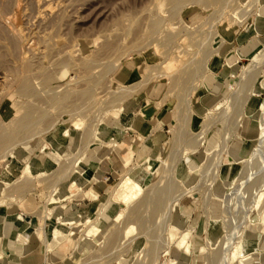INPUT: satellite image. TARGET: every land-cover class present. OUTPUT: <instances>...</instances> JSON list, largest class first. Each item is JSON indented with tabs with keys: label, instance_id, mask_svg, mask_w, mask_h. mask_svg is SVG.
<instances>
[{
	"label": "rangeland",
	"instance_id": "374dc122",
	"mask_svg": "<svg viewBox=\"0 0 264 264\" xmlns=\"http://www.w3.org/2000/svg\"><path fill=\"white\" fill-rule=\"evenodd\" d=\"M43 2L47 4L42 5L37 0L36 2L35 0H0V3L4 5L0 6V13H2L0 14V28L3 26L8 28V31L5 29L3 35H0V53H2V56L0 55V130L18 129L19 124H15V121L18 123L28 113H32L30 115L33 121L29 134H20L16 140L18 143L5 146V149L0 147L3 149L0 150V174L5 171L6 164H15L14 166L18 168L16 175L5 176L10 184L5 185V189L10 194H5L0 190L2 193L0 194V209L14 214L8 218V220H14V227L19 221L18 216L29 217L32 219L30 231L32 233L36 231L41 240L37 239L35 234L32 236L41 245L46 239L53 242L54 230L59 229L60 234L56 240L57 238L58 240L63 238V240L57 243L52 252H48V256L52 257L49 259L50 263L52 260V264H75V262L138 264V262H143V259H145L144 264H148L149 256L151 259L159 256V251L164 246L169 245V249L174 251L172 244L174 237L182 231L187 234L188 239L207 247V253H192L188 264H205V255H208L209 251L218 250V241H220L213 244L214 248L206 242L205 221L207 216L211 215L208 208L212 204L210 196L206 209L207 194L213 189H223L224 193L221 198L223 203L219 201L218 204L213 205L218 209L214 217L219 220L212 228L213 235H219L221 239L224 237L229 243L230 240L235 241L241 236L245 238V244L242 242L243 249L264 246V223L247 221L253 206L254 195L261 185V181L258 180H261L263 176L261 156L253 153L259 148L264 150V115L260 110L261 104H264V59L253 62L248 53L251 45L257 44L260 47L264 45V0H200L191 4L187 1H184L186 4L181 1L178 4L174 3V0H43ZM158 2H161L160 5ZM176 4L179 5L180 10ZM172 5L175 8H172ZM2 9L3 12H1ZM258 10H261L260 17H257ZM233 12L239 13L240 16H234V18L232 16L233 20H231L228 15ZM153 21L158 23L154 29L149 26ZM254 24H260L259 31H254ZM45 35L48 38L51 37L52 40L45 38ZM5 38L9 40L6 41ZM7 42H16L15 45L13 44L15 48L12 43L9 46ZM111 44L114 45V50ZM59 47L63 52L58 51ZM109 47L112 48V52ZM11 49L17 51L14 52ZM45 49L46 52H44ZM47 51L50 53H48L49 56L46 54ZM94 53L96 59L93 56ZM33 54L36 55L32 56ZM25 57L29 63H32V67L30 66L32 70L23 66L25 63L28 64ZM38 59L40 61H37ZM63 59L66 63L69 59L70 61L65 65ZM6 60L7 63H5ZM83 62L89 64L87 69L84 68ZM14 65L19 69L17 70ZM60 66L63 67L60 68ZM243 67H247V71L260 68L258 82L255 85L259 89V94L250 95L244 105L240 106L238 114L236 116L232 114L235 117L230 115L227 120L225 119L226 121L219 119L218 116L225 109L228 113L233 112L230 107V96L238 91L237 84ZM12 68L16 69V73L20 76L16 73L14 75L15 71ZM54 68L58 74L54 73ZM232 68L234 73L227 74ZM29 71L32 72V76ZM21 75L32 77L30 78L32 82L31 80L30 82L33 90L28 94L23 93L17 85L23 77ZM17 79L19 81L14 82ZM39 81L43 83L40 84ZM43 90L48 93L44 94ZM85 90L88 91L86 96ZM126 90L127 93L123 97V92ZM53 93L59 102L50 103L48 97L54 95ZM219 101V108L210 113L207 108H213ZM119 105L125 106L120 114L114 111ZM243 107H250L252 111L245 115L242 111ZM187 108L192 113H188ZM112 114L121 118L124 128L111 127L114 125ZM180 115L185 116L184 122L178 118ZM134 120L140 123L139 128L131 126ZM95 127L100 131L96 133L97 136L89 133L88 136L85 133L87 128L93 130ZM66 129L70 130V134L68 137H63L62 132ZM108 134L115 137V142L106 146L100 140L105 139ZM193 136L198 143L195 142L197 147L189 152L194 146L191 147L186 139ZM57 138L61 139L63 147L61 154L64 157L59 165L50 163L47 167L45 166L44 176L37 178L35 176V179L33 176V179L32 177L27 179L22 170L23 164L26 161L44 162L46 157L43 151L58 155L51 145V142ZM82 144L84 147L88 145L82 148ZM45 146L46 148L43 149ZM8 147L12 148L8 149ZM5 150L7 151L3 152ZM186 151L189 153L185 155ZM231 151H237V154L232 156ZM79 152L85 154L81 164L88 168L90 178L84 181L81 190L70 192V182L74 179H81L78 173H69L71 160ZM94 154L99 156V162L97 166L92 167L91 156ZM148 154L152 155L150 160L152 168L144 179L145 191L169 176L174 178L176 184H181L180 178L189 177L185 166L192 161L200 167L193 173L194 177L190 179V182L178 187L173 201L172 199L165 201L162 206L163 212L152 207V201L148 202L150 205L137 202L144 197V192L133 201L132 204H138L139 217H133L131 213L130 216V210H125L119 220L115 221L117 222L115 228H122L126 223L134 226L128 240H122L120 238L122 235L109 232V228L106 230V227L113 223L111 219L113 213L121 211L122 206L118 204L112 213H105L110 218L103 224L101 232L97 235L100 243L95 244L94 249L84 256L73 255V246L77 237L80 236L85 224L96 218L94 217L97 216L96 208L100 201L105 199L119 175L137 162H141ZM124 161L128 162L127 165ZM246 165L249 167L248 170ZM152 171L155 173L152 174ZM221 176H227V183L232 180L231 186H224ZM255 181L257 185L254 184ZM23 182H27L24 189L16 190V185ZM251 182L254 183L250 184ZM55 184L61 195L68 197L57 203L47 204L50 209L45 214L43 207L46 206L49 193ZM0 186L3 187V184L0 183ZM179 190L184 191V194L179 196ZM175 198H177L176 201H174ZM167 204L171 207L170 210ZM165 215H167L166 218ZM147 216L151 218L148 219ZM43 217H48L45 232L41 228ZM57 217L61 219L57 220ZM73 217L76 223L70 224L67 220ZM143 218L147 219L143 220L144 223L141 220ZM97 221L100 222L101 219ZM156 221L158 223L161 221L160 225ZM167 223L169 224L167 229L163 228ZM146 228L149 230L146 231ZM69 230L74 233L68 235ZM141 230L147 232L146 235L140 234ZM9 231L6 229V234ZM22 231L23 229L17 230L13 240ZM165 234H169L170 241L165 238ZM23 235L28 236V233L25 231ZM152 237L153 240H159L149 241L148 239ZM159 242L163 246L161 249L157 248V246L160 247ZM152 246L154 249L157 248L153 253L151 252L154 250ZM146 258H148L147 261ZM166 258L168 256L159 257L157 261L162 262ZM251 258L247 263H263L257 255Z\"/></svg>",
	"mask_w": 264,
	"mask_h": 264
},
{
	"label": "bare ground",
	"instance_id": "6f19581e",
	"mask_svg": "<svg viewBox=\"0 0 264 264\" xmlns=\"http://www.w3.org/2000/svg\"><path fill=\"white\" fill-rule=\"evenodd\" d=\"M46 1V0H45ZM61 1H63V0H61ZM184 2V1H187L189 4H191V3H197V2H199L200 0H174V3L176 2V3H178V2ZM35 2H36V0H35ZM37 2L38 3H42V5H44L45 3L47 4V2H43V0H37ZM57 2V1H56ZM3 3V2H2ZM159 3V2H158ZM161 3V2H160ZM160 3H159V5H160ZM4 4H5V2H4ZM7 4V3H6ZM178 4H180V3H178ZM183 4H186L185 2L183 3ZM1 5H3V4H1L0 3V6ZM51 5V4H50ZM55 5V4H54ZM63 5V4H62ZM174 5V4H173ZM173 5H172V8H175V7H173ZM4 6V5H3ZM2 6V7H3ZM41 6V5H40ZM40 6H39V9H40ZM49 6V5H48ZM58 6H59V3H58ZM176 6H177V8H178V6L179 5H177L176 4ZM181 6H183V5H181ZM263 6V5H262ZM46 7H47V5H46ZM56 7V6H55ZM66 7V6H65ZM225 7V6H224ZM4 8V7H3ZM41 8H43V6H41ZM48 8V7H47ZM49 8H50V6H49ZM54 8V7H53ZM53 8H51V9H53ZM1 9V8H0ZM5 9V8H4ZM55 9V8H54ZM60 9H61V7H60ZM179 10L181 9L180 7L178 8ZM177 9V10H178ZM57 10V9H56ZM67 10V9H66ZM175 10V9H174ZM5 11V10H4ZM38 11V10H37ZM40 11H41V9H40ZM50 11V10H49ZM62 11H63V8H62ZM1 12H3V9L1 10ZM9 12V11H8ZM5 13H6V11H5ZM42 13V12H41ZM43 13H45V12H43ZM51 13V12H50ZM55 13V12H54ZM57 13V12H56ZM55 13V14H56ZM60 13V12H59ZM234 14H236L235 12H233ZM233 13H229V15L228 16H230V18H231V20H233V18H234V16H236V17H238V15H239V13L238 14H236V15H234ZM259 13H261V10H258V13H257V17H260L261 15L259 14ZM0 14H2V13H0ZM38 14V13H37ZM62 14V13H61ZM168 14H169V12H168ZM42 15V14H41ZM177 15V14H176ZM3 16H4V13H3ZM39 16H40V14H39ZM53 16V15H52ZM63 16H65V15H63ZM153 16V15H152ZM162 16V15H161ZM164 16V15H163ZM232 16H233V18H232ZM240 16V15H239ZM58 17H60L59 16V14H58ZM177 17V16H176ZM5 18H7V16L5 17ZM45 18V17H44ZM47 18V17H46ZM49 18H50V16H49ZM59 19V18H58ZM62 19V18H61ZM235 19H237V18H235ZM46 20H48V18L46 19ZM54 21H56V20H54ZM49 22V21H48ZM47 22V23H48ZM58 22V21H57ZM2 23V22H1ZM4 23H5V21H4ZM55 23V22H54ZM39 25H40V23H38ZM50 24V23H49ZM157 24L158 23H156V21H153V22H151L150 23V25L149 26H151V28L152 29H154L156 26H157ZM5 25H6V23H5ZM54 25V24H53ZM57 25V24H56ZM180 25V24H179ZM1 26H3V25H1ZM41 26V25H40ZM5 26H3V28H4ZM7 27V26H6ZM9 27V26H8ZM19 27V26H18ZM18 27H17V29H18ZM52 27V26H51ZM0 28V35H3V31L6 29V28ZM49 28H50V26H49ZM53 28H54V26H53ZM8 29V28H7ZM6 29V30H7ZM16 29V28H15ZM42 29V28H41ZM188 29V28H187ZM5 30V31H6ZM19 30H21V29H19ZM47 30V29H46ZM125 30H126V28H125ZM201 30V29H200ZM8 31V30H7ZM11 31V30H10ZM22 31V30H21ZM37 31V30H36ZM45 31V30H44ZM160 31V30H159ZM162 31V30H161ZM255 31V30H254ZM24 32V31H23ZM38 32V31H37ZM167 32V31H166ZM17 33H19V31L17 32ZM21 33V32H20ZM33 33V32H32ZM35 33V32H34ZM156 33V32H155ZM154 33V34H155ZM40 34V33H39ZM159 34V33H158ZM21 35V34H20ZM24 35V34H23ZM35 35H37V33L35 34ZM41 35V34H40ZM39 35V36H40ZM48 35V34H47ZM47 35H45V38H48V37H46ZM17 36V35H16ZM19 36V35H18ZM22 36V35H21ZM49 36V35H48ZM158 36V35H157ZM4 37V36H3ZM6 37V36H5ZM29 37V36H28ZM2 38V37H1ZM13 38V37H12ZM20 38H23V37H20ZM38 38V37H37ZM43 38V37H42ZM51 38V37H50ZM50 38H48L49 40H50ZM173 39V38H172ZM178 39V38H177ZM204 39V38H203ZM203 39H202V41H203ZM4 40V39H3ZM5 40H6V38H5ZM9 40V39H8ZM8 40H6V41H8ZM36 40V39H35ZM44 40V39H43ZM42 40V41H43ZM51 40H52V38H51ZM11 41V40H10ZM38 41H41V39L39 40L38 39ZM164 41V40H163ZM36 42V41H35ZM45 42H46V44L48 45V47H50L49 46V44L47 43V41H46V39H45ZM136 42V41H135ZM137 42H138V40H137ZM2 43V42H1ZM8 43V42H7ZM6 43V44H7ZM10 43H12V45L14 44V43H16V42H10ZM10 43H8L9 44V46L11 45ZM18 43H20V42H18ZM42 43H44V42H42ZM41 43V44H42ZM52 43V42H51ZM143 43V42H142ZM4 44V43H3ZM5 44V45H6ZM7 44V45H8ZM53 44V43H52ZM15 45V44H14ZM13 45V47L15 48V46ZM137 45V44H136ZM44 46H45V43H44ZM65 46V45H64ZM105 46V45H104ZM111 46L113 47L114 45H112L111 44ZM110 46V47H111ZM171 46H173V45H171ZM1 47H4V46H1ZM17 47V46H16ZM30 47V46H29ZM34 47V46H33ZM48 47H46L47 48V50H48ZM109 47V48H110ZM178 47V46H177ZM259 47V48H258ZM12 48V47H11ZM18 48V47H17ZM25 48V47H24ZM45 48V47H44ZM62 48H64L63 46H62ZM61 48V49H62ZM164 48V47H163ZM7 49V48H6ZM21 49V48H20ZM35 49V48H34ZM53 49V48H52ZM51 49V50H52ZM61 49H60V47H59V49H58V51L60 50V52H63V51H61ZM105 49V48H104ZM111 49V52H112V48H110ZM109 49V50H110ZM138 49V48H137ZM4 50V49H3ZM11 50H13V49H11ZM24 50V49H23ZM22 50V51H23ZM27 50V49H26ZM30 50V49H29ZM32 50V49H31ZM36 50V49H35ZM34 50V51H35ZM41 50H42V48H41ZM113 50H114V47H113ZM126 50H127V47H126ZM6 51V50H5ZM14 52H16L15 50H13ZM25 51V50H24ZM33 51V50H32ZM39 52H40V50H38ZM44 51V50H43ZM73 51V50H72ZM75 51V50H74ZM73 51V52H74ZM107 51V50H106ZM38 52V53H39ZM44 52H46V49H45V51ZM54 52H55V50H54ZM65 52V51H64ZM71 52V51H70ZM7 54H8V51L6 52ZM10 53V52H9ZM36 53H37V51H36ZM49 52L47 51V53L46 54H48ZM57 54H58V52H56ZM76 53H77V51H76ZM96 53V52H95ZM95 53H94V58H95ZM2 53H0V55H1ZM50 54V53H49ZM49 54L47 55V56H49ZM64 54H66V53H64ZM26 55V54H25ZM34 55H36V54H33L32 56H34ZM45 55V54H44ZM67 55V54H66ZM109 55V54H108ZM248 55L250 56V58L253 60V62H255V61H261L262 59H264V45H262L261 47L260 46H258L257 44H253V45H251V50H250V52L248 53ZM2 56V55H1ZM0 56V57H1ZM30 56V55H29ZM38 56H39V54H38ZM42 56V55H41ZM46 56V57H47ZM87 56V55H86ZM103 56V55H102ZM110 56V55H109ZM40 57V56H39ZM38 57V58H39ZM59 58H60V56H58ZM62 57V56H61ZM67 57V56H66ZM83 57V56H82ZM81 57V58H82ZM90 57V56H89ZM99 56L97 55V58H98ZM108 57V56H107ZM14 58V57H13ZM17 58V57H16ZM32 58V57H31ZM43 57H41V59H42ZM45 58V57H44ZM51 58V57H50ZM94 58H92V60L94 59ZM101 58H103V57H101ZM2 59V58H1ZM20 59V58H19ZM27 59V57H25V60ZM29 59V58H28ZM36 59H37V56H36ZM36 59H33V60H36ZM91 59V58H90ZM96 59V58H95ZM105 59V58H104ZM108 59V58H107ZM5 60V59H4ZM8 60V59H7ZM7 60L5 61V63H7ZM32 60V59H31ZM32 60V61H33ZM53 60H55V59H53ZM64 60V62L66 61L65 59H63ZM91 60V61H92ZM99 60V59H98ZM27 61V65H26V63L23 65L24 67H26V69L27 68H31L32 66V63H29L28 62V60H26ZM31 61V62H32ZM37 61H40V59H38ZM50 61V60H49ZM59 61V60H58ZM69 61H70V59H69ZM68 61V62H69ZM90 61V60H89ZM89 61H87V62H89ZM51 62H52V60H51ZM50 62V63H51ZM61 62V61H60ZM63 62V63H64ZM67 62V63H68ZM87 62H83V65H84V68L85 69H87L88 68V63ZM97 62H99V61H97ZM2 63V62H1ZM4 63V64H5ZM24 63V62H23ZM39 63V62H38ZM54 63H56V61L54 62ZM53 63V64H54ZM59 63V62H58ZM66 63V62H65ZM67 63L65 64V65H67ZM91 63V62H90ZM100 63H101V61H100ZM110 63V62H109ZM112 63V62H111ZM3 64V63H2ZM52 64V63H51ZM26 65V66H25ZM40 65V64H39ZM56 65H57V63H56ZM61 65V64H60ZM113 67L115 66V64H111ZM6 66V65H5ZM23 66H22V69L24 70V68H23ZM31 66V67H30ZM35 66H36V64H35ZM53 66V65H52ZM59 66V65H58ZM57 66V67H58ZM90 66H91V64H90ZM3 67V66H2ZM1 67V68H2ZM7 67V66H6ZM14 67H15V65H14ZM33 67H34V65H33ZM37 67V66H36ZM43 67V66H42ZM63 67V66H62ZM61 66H60V68H62ZM93 67V66H92ZM113 67H111V68H113ZM5 68V67H4ZM8 68V67H7ZM11 68V67H10ZM16 68V67H15ZM35 68V67H34ZM33 68V69H34ZM45 68V67H44ZM50 68V67H49ZM56 68V67H55ZM54 68V69H55ZM70 68H73V67H70ZM90 68V67H89ZM9 69V68H8ZM17 70L19 69L18 68V66H17V68H16ZM16 69H13L12 68V70H16ZM21 69V68H20ZM41 68H39V70H40ZM47 69V68H46ZM51 69H52V67H51ZM51 69H49V70H51ZM53 69V70H54ZM64 69V68H63ZM62 69V70H63ZM65 69H66V67H65ZM79 69V68H78ZM77 69V70H78ZM92 69V68H91ZM247 67H243V70H242V74L240 75V78H239V83L237 84L238 85V91L237 92H234L231 96H230V107H232V113L230 114V113H228V111H227V109H225L224 111H222L221 112V114L218 116L219 117V119H223L224 121H226L227 120V118H228V116H230V115H232V114H235V116L238 114V112L237 111H239V108H240V106L242 107L243 105H244V102H245V100H247L248 99V97L250 96V95H258L259 94V89H258V87H256L255 85H256V83L258 82V75H259V73H260V68L258 69H252L251 71L249 70V71H247ZM30 70H32V69H30ZM89 70V69H88ZM9 71H11V69L9 70ZM27 71V70H26ZM48 71V70H47ZM61 71V70H60ZM64 71V70H63ZM79 72H80V70H78ZM85 71V70H84ZM93 71V70H92ZM25 72V71H24ZM35 72H36V70H35ZM34 72V73H35ZM44 71H42V73H43ZM56 72V69H55V71H54V73ZM65 72V71H64ZM64 72L62 73V72H60V73H62V75L64 74ZM83 72V71H82ZM109 72V71H108ZM112 72V71H111ZM15 73H16V71L15 72H13V74L15 75ZM29 73H30V71H29ZM28 73V74H29ZM48 73V72H47ZM57 73V72H56ZM55 73V74H56ZM78 73V72H77ZM97 73V72H96ZM232 73H234V71H233V68L232 69H230L229 71H228V73L227 74H232ZM17 74V73H16ZM20 74V73H19ZM32 74V72L30 73V75ZM58 74V73H57ZM26 75V74H25ZM25 75H21V76H23V77H21L20 78V82L18 83L17 81H19L18 79L16 80V81H14V82H17V85H18V87L20 88V90L23 92V93H29L30 91H32L33 90V85H32V77H29V76H25ZM49 75V74H48ZM47 75V76H48ZM54 75V74H53ZM82 75V74H81ZM80 75V76H81ZM3 76V75H2ZM13 76V75H12ZM17 76H20V75H18L17 74ZM16 76V77H17ZM32 76V75H31ZM35 76H37V78L39 77L38 75H35ZM35 76H33L34 78H35ZM47 76L45 77V78H47ZM52 76V75H51ZM15 77V78H16ZM50 77V76H49ZM72 77V76H71ZM97 77V76H96ZM10 78V77H9ZM31 78V79H30ZM36 78V79H37ZM70 78V77H69ZM73 78V77H72ZM99 78V77H98ZM5 79V78H4ZM11 79H12V77H11ZM42 79H43V76H42ZM41 79V80H42ZM54 79V78H53ZM77 78H75V80H76ZM179 79V78H178ZM3 80V79H2ZM10 80V79H9ZM15 80V79H14ZM30 80H31V82H30ZM8 81V80H7ZM47 81V80H46ZM48 81H49V79H48ZM10 82V81H9ZM8 82V83H9ZM12 82H13V80H12ZM68 82V81H67ZM3 83H4V81H3ZM31 83V84H30ZM39 83L40 84H42L43 82H40L39 81ZM47 83V82H46ZM95 83H97V82H95ZM12 84V83H11ZM16 84V83H15ZM39 84V86L41 87V85ZM48 84V83H47ZM47 84H43V85H47ZM36 85V84H35ZM42 85V86H43ZM186 85V84H185ZM2 86V85H1ZM10 86V85H9ZM16 86V85H15ZM66 86H67V84H66ZM107 86V85H106ZM51 87V86H50ZM70 87V86H69ZM2 88V87H1ZM11 88V87H10ZM36 88V87H35ZM59 88V87H58ZM43 89V88H42ZM68 89V88H67ZM131 89V88H130ZM14 90V89H13ZM35 90V89H34ZM38 90V89H37ZM39 90H40V88H39ZM45 90V89H44ZM43 90V92H44V94L47 92H45ZM53 90V89H52ZM66 90V89H65ZM121 90V89H120ZM123 90V89H122ZM129 90V89H128ZM96 91V90H95ZM116 91V90H115ZM124 91V90H123ZM122 91V92H123ZM33 92H36V91H33ZM33 92H32V94H33ZM39 92V91H38ZM53 92V91H52ZM87 90H85V92L84 93H86L85 94V96L87 95ZM92 92V91H91ZM18 93V92H17ZM48 93V92H47ZM55 93H56V91H55ZM69 93V92H68ZM105 93V92H104ZM125 93H127V90H126V92H123V97H125ZM36 94H37V92H36ZM54 94V93H53ZM61 94V93H60ZM64 94H65V92H64ZM97 94H99V93H97ZM120 94V93H119ZM129 94V93H128ZM35 95V94H34ZM43 95V94H42ZM100 95V94H99ZM20 96V95H19ZM28 96V95H27ZM26 96V97H27ZM38 96H40V95H38ZM37 96V97H38ZM44 96V95H43ZM48 96V95H47ZM60 96V95H59ZM67 96V95H66ZM69 96V95H68ZM83 96V95H82ZM96 96V95H95ZM94 96V97H95ZM103 96H104V94H103ZM119 97H122V96H120V95H118ZM117 96V97H118ZM128 96V95H127ZM22 97V96H21ZM29 97V96H28ZM88 97H89V95H88ZM122 97V98H123ZM44 98V97H43ZM36 99V98H35ZM45 99H47V97L45 98ZM62 99V98H61ZM85 99V98H84ZM90 99V98H89ZM37 100V99H36ZM35 100V101H36ZM43 100V99H42ZM48 100L49 101H51L50 103H52V102H59V100L57 99V96L54 94V95H52V96H50V97H48ZM120 100H122V99H120ZM48 101V102H49ZM39 102H41V101H39ZM47 102V103H48ZM95 102H96V100H95ZM117 103V102H116ZM113 104V103H112ZM111 104V105H112ZM34 105V104H33ZM39 105V104H38ZM52 106H53V104H52ZM78 106V105H77ZM219 106H220V101L219 102H216V104L214 105V107L213 108H207L208 109V111L210 112V113H212L214 110H216V109H218L219 108ZM57 107V106H56ZM55 107V108H56ZM73 107H74V104H73ZM90 107V106H89ZM88 107V108H89ZM27 108V107H26ZM75 108V107H74ZM81 108V107H80ZM124 108H125V106L124 105H119L116 109H114V111L115 112H117L118 114H120L123 110H124ZM106 109V108H105ZM31 110H33V109H31ZM34 110H36V109H34ZM42 110V109H41ZM187 111H188V113H190L191 112V110L190 109H186ZM260 110L262 111V114L264 115V104H261V106H260ZM242 111H244V113H245V115H247L248 113H250L251 111H252V108H250V107H243V109H242ZM32 112V111H31ZM44 112V111H43ZM84 112V111H83ZM37 113V112H36ZM80 113V112H79ZM82 113V112H81ZM116 113V114H117ZM192 113V112H191ZM30 114H32V113H30ZM29 113L28 114H26L24 117H23V119L21 120V121H18V123H17V121H15V124H19L18 125V129H16V130H12V129H9V130H0V147H4L3 149H5V146H8V145H10L11 146V144H13V145H15V142H16V140H17V138L19 137V135L21 134V135H25L24 133H28L29 131H31V125L33 124V121H32V116L30 115ZM240 114V113H239ZM37 115V114H36ZM95 115V114H94ZM88 116V115H87ZM232 116H234V115H232ZM231 116V118L233 119V117ZM234 116V117H235ZM76 117V116H75ZM96 117V116H95ZM111 118H113L114 119V125L113 126H111V127H113V128H124L123 127V124H122V120H121V118L119 117V116H115V115H113L112 114V116H111ZM178 118L180 119V121L181 122H184L185 121V116L183 115H180V116H178ZM230 118V117H229ZM240 118H241V116H240ZM16 119V118H15ZM21 119V118H20ZM20 119H18V120H20ZM40 119V118H39ZM97 119V118H96ZM218 119V120H219ZM226 119V120H225ZM13 120V119H12ZM80 120V119H79ZM100 121V120H99ZM228 121H230V119L228 120ZM231 121H233V120H231ZM10 122V121H9ZM11 122H14V121H11ZM82 122V121H81ZM235 121H233V123H234ZM9 125V124H8ZM11 125V124H10ZM74 125L76 126V122H74ZM74 126V127H75ZM88 126V125H87ZM183 125L181 124V127H182ZM36 127H37V125H36ZM47 127V126H46ZM110 127V128H111ZM1 128V127H0ZM38 128V127H37ZM107 128H109V127H107ZM182 129V128H181ZM111 132V131H110ZM34 133V132H33ZM85 133L86 134H95L96 135V133L98 134V133H100V131H99V129L97 128V127H95V128H93V130L92 129H90V128H87L86 129V131H85ZM179 133H181V132H179ZM29 134V133H28ZM69 134H70V130L69 129H66V130H64L63 132H62V136L63 137H68L69 136ZM89 134H88V136H89ZM34 135V134H33ZM84 135V134H83ZM87 136V135H86ZM87 136V137H88ZM97 136V135H96ZM92 137V136H91ZM101 137V136H100ZM20 139V138H19ZM89 139V138H88ZM91 139H93V137L91 138ZM90 139V140H91ZM187 141H189V143H190V145H191V147H193L194 146V148L192 149V150H188L189 152H191V151H193L196 147H197V144L195 143V142H197L198 143V141H197V139L195 138V136H193V137H187V139H186ZM25 141V140H24ZM92 141V140H91ZM102 143H103V145L105 144L106 146H109V145H112V144H114L113 142H115V137L112 135V134H108L107 136H106V138L105 139H102V140H100ZM21 142V141H20ZM85 142V141H84ZM16 143H18V141L16 142ZM195 144V145H194ZM222 144H223V142H222ZM261 144V143H260ZM12 145V146H13ZM51 145H52V148H53V151H55V152H57L58 153V155H56V154H53L52 152H47V151H43V154H44V156L46 157V159H45V161L44 162H42V161H40V163H37V161L36 162H28V161H26L24 164H23V168H22V170L25 172V177H27V179H29L30 177H32V179H33V176H34V179H35V176H36V178L37 177H39V176H44L45 174H46V171H45V168L48 166V164H50V163H53V164H57V165H59V163H60V160L61 159H63L64 157L62 156V151H63V147H62V144H61V139H59V138H57L56 140H53L52 142H51ZM83 145V144H82ZM88 145V144H87ZM87 145H85L86 147H87ZM198 145H200V144H198ZM224 146V145H223ZM86 147H84V145H83V147L82 148H86ZM261 147H262V144H261ZM12 148V147H11ZM11 148H9L8 147V149H11ZM46 148V146L43 148V149H45ZM2 149V148H1ZM0 149V150H1ZM2 149V150H3ZM7 149V150H8ZM261 149V150H260ZM7 150H5V151H3V152H6ZM187 150V149H186ZM82 151V150H81ZM185 151V150H184ZM187 152V151H186ZM189 152H187V153H184L185 155L186 154H188ZM8 153V152H7ZM12 153V152H11ZM10 153V154H11ZM41 153V152H40ZM70 153V152H69ZM73 153V152H72ZM260 154V156H261V163H262V167H263V169H262V171H263V176H261V180L259 179L258 181H261V185H260V187L261 186H264V150H263V148H259L258 149V151H255L253 154L254 155H256V154ZM3 154V153H2ZM74 155H75V153H73ZM231 154H232V156H234V155H236L237 154V151H231ZM70 155V154H69ZM69 155H67V156H69ZM66 157V156H65ZM70 158V157H69ZM72 158V157H71ZM85 158V154H84V152H79L78 154L76 153V157L74 156V158L71 160V169H70V171H69V173H78V175H80L81 176V179H74V181H71L70 182V184H69V191L70 192H74V191H79V190H81V188H82V186H83V184H84V181H86L87 179H89L90 178V175L88 174V171H87V167H85V166H83L82 164H81V162L83 161V159ZM178 158H179V156H178ZM183 158H185V156H183ZM152 159V155L151 154H148L147 155V157H145L141 162H137L136 164H134L132 167H130L129 169H127L123 174H120L119 175V178H118V180L115 182V184L113 185V186H111V188L109 189V191L107 192V195H106V197H105V199H103L102 201H100V203H99V205H98V207L96 208V215L97 216H94V217H96V218H94V219H91V220H87L88 222L85 224V226H84V228L82 229V231H81V234H80V236L79 237H77L78 239L75 241V243H74V248H73V255H76V254H80L81 256H84V255H86V254H88L89 252H91L94 248H93V246L95 245V244H99L100 243V241L97 239V235H98V233L99 232H101V230H102V226H103V224L106 222V221H108V219L110 218H108L107 216V214H105V213H112V211H113V209H114V207L115 206H117L118 204L119 205H121L122 206V208H121V211H117V212H114L113 213V216L111 217V219L113 220V223H111L108 227H106V230H107V228H109L108 230H109V232H111V233H115V235L116 234H119V235H122L120 238H122V240H125V239H127L128 238V236L133 232V230H134V226L132 225V224H130V223H126V225L123 227L122 225V228L121 227H116V228H119V229H116L115 228V225H116V223L117 222H115V221H117V220H119V218H120V216H122L123 215V213H124V211L125 210H130L129 211V215H130V213L132 214V216L133 217H139V212H140V210H139V208L137 207V203H134V204H132L133 203V201L134 200H136L143 192V194H144V197L141 199V201H137L138 203H140V204H149L148 202L149 201H152L153 202V206H152V204H151V206L152 207H155V208H157V209H159L158 211L160 212V211H162V206L164 205V203H165V201L167 202L168 200H171L172 199V201H173V198H174V196H175V194L178 192V187L180 188V187H182V186H184L185 185V183H188V182H190V179H192L193 177H194V175H193V173L194 172H196L197 171V169L200 167V165L199 164H195V162L194 161H192V162H190V163H188V165L187 166H185L186 168H187V170H188V172H189V177H184V178H180L179 179V181H180V183L182 184H176V181H174V178L173 177H171V176H169V177H166V180H164V181H161V182H159V183H156V184H153L152 186H150L149 188H147L146 189V191H145V188H144V179H145V177H146V174H148V171L152 168V166H151V162H150V160ZM157 159H159V158H157ZM69 161H70V159H68ZM99 162V156L97 155V154H94V155H92L91 156V166L92 167H95V166H97V163ZM210 162H211V160H210ZM68 163H70V162H68ZM127 163L128 162H125L124 161V164L125 165H127ZM15 164H6L5 166H6V169H5V171L2 173V174H0V183L1 184H3V187H1L0 186V190L1 191H3L5 194H10L9 192H8V190L7 189H5V185H7V186H9L10 184L6 181V179H5V176H7L8 174H10V175H16L18 172H17V170H18V168L17 167H15L14 166ZM69 165V164H68ZM249 165V164H248ZM46 166V167H45ZM208 166V165H207ZM210 166H212V165H210ZM216 166V165H215ZM218 166V165H217ZM64 167V166H63ZM247 168H249V167H247V165H246V169ZM185 170V169H184ZM248 170V169H247ZM243 171H245V169H243ZM152 174H154L155 173V171H152L151 172ZM42 178V177H41ZM77 178V177H76ZM39 179V178H38ZM226 179H227V176H221V180H222V183L224 184V186H231V184H232V180L230 181V182H226ZM62 180V179H61ZM40 181V180H39ZM51 181V180H50ZM234 181V180H233ZM25 183H27V182H23V183H20V184H18V185H16V190H20V191H22V189H24V187L26 186L25 185ZM254 183V182H253ZM252 182L250 183V184H253ZM28 184H29V182H28ZM57 184V183H56ZM53 185L54 187L52 188V190H51V193H49V197H48V199H47V201H46V206H44L43 207V212L45 213V214H47V212H48V210L50 209V208H48L47 207V204H51V203H57L58 201H60V200H63V199H65L66 197H68L67 195L66 196H64V195H61V193L59 192V188H57V185ZM254 184H256V181H255V183ZM257 185V184H256ZM46 186V185H45ZM254 186V185H253ZM258 188V191L255 193V195H254V201H253V206L251 207V212L249 213V215H248V218H247V221H249V223H253V222H256V221H260L261 223L263 222L264 223V188ZM72 188H74L73 190H71ZM249 189H250V186H249ZM25 191V190H24ZM180 191V190H179ZM223 189L222 190H215V189H213L212 191H211V193H208L207 195V201H206V209H207V206H208V199H209V197L211 196V198H212V201H211V205H209V210H210V213H211V215L210 216H207V220L205 221V234H206V242L209 244V246L210 245H213L214 243L216 244V242L218 241V240H220V241H218V245H219V248H218V250H216V251H213V252H210L209 251V253H208V255H205L206 257H205V264H209V263H213L214 264V262L216 263V264H249V262L247 263V261H249V259H252L251 257L253 256V255H257L259 258H261V262H263L264 263V246H260V247H255V248H251V249H243V247H242V242H244V244H245V238L243 239L241 236H239V237H237L236 239H235V241L234 240H230L231 242L229 243V242H227L228 240L227 239H225L224 237V239L222 238L221 239V237L219 236V235H213V233H212V228L215 226V224L216 223H218L219 222V220H217V219H215V217H214V214L215 213H217V208H215L213 205H215L216 203L218 204V202L219 201H222V203H223V200L221 199L222 197H223ZM0 194H2V193H0ZM182 194H184V191H180V194L178 193V195L179 196H181ZM211 194V195H210ZM205 196V195H204ZM0 198H1V195H0ZM176 199L177 198H175L174 199V201H176ZM1 200V199H0ZM151 202V203H152ZM139 204V205H140ZM150 205V204H149ZM148 206V205H147ZM147 206H145L146 208H147ZM166 206V205H165ZM167 206H168V204H167ZM150 207V206H149ZM169 207V206H168ZM141 208V207H140ZM145 208V209H146ZM154 208V209H155ZM170 208L171 207H169V210H170ZM148 210V209H147ZM147 210H145V211H147ZM168 210V213L170 212ZM156 211V210H155ZM164 211H166V210H164ZM163 212V211H162ZM167 212V211H166ZM156 213H158L157 211H156ZM167 213V215H168V218H169V214ZM224 213H225V211H224ZM223 213V214H224ZM154 214V213H153ZM159 214V213H158ZM158 214H157V216H158ZM167 215H165L164 217L166 218V216ZM227 215V214H226ZM131 216V215H130ZM156 216V215H155ZM156 216V217H157ZM89 217V216H88ZM141 217H142V215H141ZM156 217H154V218H156ZM163 217V218H164ZM44 218V220H43V223H42V230H43V232H45V226H46V221H47V219H48V217H43ZM75 217H73V218H69L67 221H69L70 222V224H74V223H76V221H74L75 219H74ZM146 218V217H145ZM147 218H148V216H147ZM149 218H151V217H149ZM148 218V219H149ZM153 218V217H152ZM161 219H162V217H160ZM61 218L60 217H57V220H60ZM98 219H101V221L100 222H98L97 220ZM134 219H136V218H134ZM140 219V218H139ZM139 219H137V220H139ZM158 219V218H157ZM142 220V222H143V220H147V219H141ZM164 220V219H163ZM150 221V220H149ZM153 221H154V219H153ZM152 221V222H153ZM158 221V220H157ZM156 221V222H157ZM115 222V223H114ZM151 222V223H152ZM161 222V221H160ZM160 222L158 223V225H160ZM184 222V221H183ZM225 222V221H224ZM29 222H26V224H28ZM144 223V222H143ZM147 223V222H146ZM169 223V222H168ZM165 224V227H163V228H165V229H167L166 227L169 225V224ZM226 223V222H225ZM247 223V222H246ZM141 224V223H140ZM148 224H149V222H148ZM147 224V225H148ZM146 225V226H147ZM162 225V224H161ZM5 226H6V229H11L12 227H14V220H8V221H6V223H5ZM154 226V225H153ZM227 226V225H226ZM226 226L224 227V228H226ZM149 227V226H148ZM157 227V226H156ZM150 228H151V226H150ZM154 228H155V226H154ZM36 229H38V228H36ZM121 229H122V231H121ZM142 229H144V228H142ZM148 228H146V231H148L147 230ZM152 229V228H151ZM120 231H121V233H120ZM25 232V230L23 229V231L22 232H19L18 234H17V236H16V239L14 240V241H17L19 244H21V246H23V245H25V243H26V241H27V236L26 235H23V233ZM159 232V231H158ZM166 232V231H165ZM164 232V233H165ZM183 232V231H182ZM178 233L177 234V236H175L174 237V241H173V246H174V248H175V250L174 251H171L170 249H169V245H167V246H164V248L163 249H161V247H163V246H161V244L162 243H160L159 242V246L160 247H158L157 246V248L159 249H161L160 251H159V256L157 255H154V256H156L155 258H153L152 256V259L150 258V256H149V259H150V261H149V263L148 264H188V262H189V260H190V258L192 257V253H195V252H199V253H207V247H206V245H204V244H197V243H195V242H193L192 240H190V239H188V237H187V234L186 233ZM74 232H72L71 230H69V232H68V235H72ZM146 233L147 232H145L144 230H141V233L140 234H143V235H146ZM153 233V232H152ZM154 233H156V232H154ZM153 233V234H154ZM58 234H60V230L59 229H55L54 230V235H53V242H50V241H48V239H46V241L44 242L45 243V248H46V251L47 252H51V251H53V249L54 248H56V245H57V243L58 242H60L61 240H63V238H61V239H59L58 240V238H57V240H56V237L58 236ZM106 234V233H105ZM149 234V233H148ZM161 234V233H160ZM119 235H117V236H119ZM156 235V234H155ZM163 235V234H162ZM116 236V237H117ZM154 236V235H153ZM157 236V235H156ZM156 236H155V238H156ZM160 236V235H159ZM110 237H112V236H110ZM162 237V236H161ZM164 237V236H163ZM157 238H159V237H157ZM165 238L167 239V240H169V234H165ZM164 238V239H165ZM227 238V237H226ZM147 239V238H146ZM102 240V239H101ZM122 240H121V242H122ZM128 240V239H127ZM149 241L150 240H153V237H152V239H148ZM155 240V239H154ZM153 240V241H154ZM157 240H159V239H156L154 242H156ZM251 240V239H250ZM108 241V240H107ZM163 241V240H162ZM166 241V240H165ZM170 241V240H169ZM206 243V244H207ZM152 245V244H151ZM154 246V245H153ZM152 246V248L154 249V247ZM214 246L215 245H213V248H214ZM10 247H13V245H11ZM2 248V247H1ZM151 248V247H150ZM156 247H155V249L154 250H151V252L153 253V251H155L156 249H157ZM212 247H210V249H211ZM215 249H216V247H215ZM150 250V249H149ZM212 250V249H211ZM181 251V253H179ZM6 252H7V249H6V247H5V245H4V243H3V249H2V251H0V259L1 258H3V255H6V256H8L7 254H6ZM147 253V252H146ZM146 256H147V254H146ZM165 256H168V258H166V259H163L164 261H157V259L159 258V257H164L165 258ZM69 259H70V257H68ZM147 259L148 258H146V261H147ZM80 260H81V258H80ZM144 261L143 262H141V263H139L138 262V264H144V262H145V259H143ZM82 261V260H81ZM78 262H79V259H78ZM191 263V262H190ZM262 263V264H263ZM44 264H51L50 262H49V260L48 259H46L45 260V263ZM75 264H84L83 262H79V263H76L75 262ZM145 264H147V263H145Z\"/></svg>",
	"mask_w": 264,
	"mask_h": 264
},
{
	"label": "crops",
	"instance_id": "0c3cea01",
	"mask_svg": "<svg viewBox=\"0 0 264 264\" xmlns=\"http://www.w3.org/2000/svg\"><path fill=\"white\" fill-rule=\"evenodd\" d=\"M255 25V31L260 28V24H254ZM245 41V40H244ZM243 41V42H244ZM138 120V118H137ZM139 124L136 120H134L131 124V126L135 128H139ZM164 127V125H163ZM14 214H9L8 212H4V209H0V251L3 249V243L7 249L6 255H3V258L0 259V264H43L46 259H52V257H49L48 252L46 251L45 244L42 243L38 244V240H41L36 231L35 233H32L30 231L31 228V221L29 217H22L18 216L19 221L16 223L15 227H12L9 231V233L6 234V226L5 223ZM29 222L26 225V222ZM24 229L27 233V241L26 244L21 246L17 241H14L13 238L15 237V232L17 230ZM32 234H35L37 239L32 236ZM48 236V234H47ZM13 245L11 248L10 246ZM2 247V248H1ZM52 252V251H51ZM52 264V260H51Z\"/></svg>",
	"mask_w": 264,
	"mask_h": 264
}]
</instances>
